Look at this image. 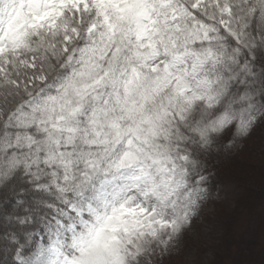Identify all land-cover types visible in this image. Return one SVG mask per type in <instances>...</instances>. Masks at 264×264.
I'll list each match as a JSON object with an SVG mask.
<instances>
[{"label":"snow or ice","instance_id":"6c2138e0","mask_svg":"<svg viewBox=\"0 0 264 264\" xmlns=\"http://www.w3.org/2000/svg\"><path fill=\"white\" fill-rule=\"evenodd\" d=\"M261 127L264 0H0V264H166Z\"/></svg>","mask_w":264,"mask_h":264},{"label":"rangeland","instance_id":"374dc122","mask_svg":"<svg viewBox=\"0 0 264 264\" xmlns=\"http://www.w3.org/2000/svg\"><path fill=\"white\" fill-rule=\"evenodd\" d=\"M242 155L244 160L257 165L264 163V127L243 147L232 155ZM214 170V169H213ZM212 198L203 209L195 226L189 231L183 251L166 264H232L231 257L246 251L240 262L251 260L264 236L254 234L256 218L241 207L240 199L245 195L243 186L214 171ZM240 209V210H239ZM264 234V233H263Z\"/></svg>","mask_w":264,"mask_h":264},{"label":"trees","instance_id":"16d2710c","mask_svg":"<svg viewBox=\"0 0 264 264\" xmlns=\"http://www.w3.org/2000/svg\"><path fill=\"white\" fill-rule=\"evenodd\" d=\"M242 155H231L227 158H219L214 162V171L227 179L240 183L245 195L241 197V207H245L249 215L256 218L253 226L254 234L264 236V163L257 165L242 158ZM239 209V210H240ZM246 251L235 253L230 262H240ZM251 260H244V264H264V243L258 245L256 252L251 254Z\"/></svg>","mask_w":264,"mask_h":264}]
</instances>
